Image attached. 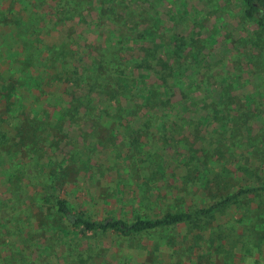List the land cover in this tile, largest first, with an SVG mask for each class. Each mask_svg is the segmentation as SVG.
I'll use <instances>...</instances> for the list:
<instances>
[{
    "label": "rangeland",
    "instance_id": "rangeland-1",
    "mask_svg": "<svg viewBox=\"0 0 264 264\" xmlns=\"http://www.w3.org/2000/svg\"><path fill=\"white\" fill-rule=\"evenodd\" d=\"M13 53L43 80L0 85V264H264V192L130 236L53 200L133 220L264 185V27L242 0H0L6 81ZM86 71L93 91L64 80Z\"/></svg>",
    "mask_w": 264,
    "mask_h": 264
},
{
    "label": "trees",
    "instance_id": "trees-1",
    "mask_svg": "<svg viewBox=\"0 0 264 264\" xmlns=\"http://www.w3.org/2000/svg\"><path fill=\"white\" fill-rule=\"evenodd\" d=\"M242 7L243 13L246 17L255 21L259 27H264V0H242ZM17 55L18 54L13 53L14 58L12 59L13 63L19 65V68L17 70L14 69L13 71L15 73L18 72V74L20 73V76H13L12 79L8 81L0 78V85L5 89L6 93L12 91L15 85L28 87L29 89L35 86L38 87L39 85L36 81L42 82L43 80V76L39 72H35V70L32 71L29 66L31 64L36 63V60H33L29 64V62H27L26 60H19ZM28 55L29 56H27V58L32 56L29 53ZM41 64L42 63L39 62V65ZM144 65L150 67L144 59L136 64L137 67ZM162 69L166 72L161 74V71L156 70V73L163 79L164 82H166V78L170 76L169 65L167 63H163ZM111 71L113 74H116L118 72L115 68H111ZM86 75L92 77L91 81L88 82L87 87L90 88V91H93V89H91V83L92 81L97 80L98 78L94 71H92L91 73L90 71L81 72L76 76L75 72H73V74H70L69 76L65 75L66 79L64 80L75 84L78 79L81 80L82 78L86 77ZM117 83L122 85L120 81H117ZM9 141V137H7L5 134L0 136V146L6 145L7 143H9ZM262 192H264V185L240 187L237 190L228 193L227 195L216 199L213 203H210L205 206L195 207L191 210L166 212L153 217L135 218L133 220H125L113 216H107L102 219H89L82 216L81 214L72 213L64 199L60 197H54L53 200L56 204L57 210L66 217V219L71 223V225H73V227L78 228L83 233L96 230H111L118 232L123 236H130L151 229H157L181 223L190 224L195 223L196 221H199L203 218H210L213 217L216 213L226 209L227 206L238 202V199L241 196H249L253 193L260 194ZM222 231L223 230H220L219 232ZM250 240V238L247 239L248 242H250ZM247 241L246 243H244V246L247 245ZM220 246L222 245L220 244Z\"/></svg>",
    "mask_w": 264,
    "mask_h": 264
}]
</instances>
